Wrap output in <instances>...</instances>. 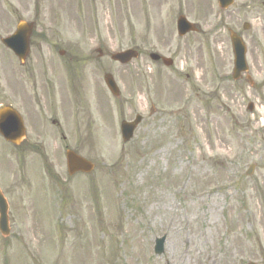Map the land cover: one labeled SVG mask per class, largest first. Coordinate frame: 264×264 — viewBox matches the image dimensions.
Returning a JSON list of instances; mask_svg holds the SVG:
<instances>
[{"label":"rangeland","instance_id":"374dc122","mask_svg":"<svg viewBox=\"0 0 264 264\" xmlns=\"http://www.w3.org/2000/svg\"><path fill=\"white\" fill-rule=\"evenodd\" d=\"M18 1L34 11L33 0ZM68 8L69 72L82 76L88 113L72 107L67 146L94 168L68 176L59 145L48 149L55 160L34 163L32 179L9 191L0 264H264V0L224 10L215 0H70ZM180 13L201 31L179 37ZM229 30L247 46L238 81ZM133 47L129 63L110 59ZM137 114L142 121L123 142L119 123ZM45 168L59 175L48 178ZM21 198L33 203L19 210Z\"/></svg>","mask_w":264,"mask_h":264},{"label":"flooded vegetation","instance_id":"af4514ba","mask_svg":"<svg viewBox=\"0 0 264 264\" xmlns=\"http://www.w3.org/2000/svg\"><path fill=\"white\" fill-rule=\"evenodd\" d=\"M13 1L20 3L0 0V108H6V134L0 133V192L7 201L9 191L36 174L34 163L55 160L48 151L51 146L68 148L72 107L84 106L88 113L86 102L81 104L82 76L77 69L73 78L69 72L68 29L61 27V21L66 24L70 0H33L31 14ZM20 21H24V35L15 39L14 51L3 39L15 32ZM8 165L15 170L8 171ZM42 175L52 178L59 173L45 168ZM8 178L11 182L6 187ZM28 201L33 203V198L19 199V210Z\"/></svg>","mask_w":264,"mask_h":264},{"label":"water","instance_id":"95a60500","mask_svg":"<svg viewBox=\"0 0 264 264\" xmlns=\"http://www.w3.org/2000/svg\"><path fill=\"white\" fill-rule=\"evenodd\" d=\"M218 4L221 8H225L228 5L232 3L233 0H217ZM176 27H177V33L179 35L185 34L187 31L195 30V27L186 20L184 16H179L176 21ZM247 25L244 24V28H246ZM24 34L23 32V24H19L17 26V31L14 34L13 37L10 39L5 40V43L12 48L13 50L16 49L15 40L14 38L21 37ZM230 40L232 44V50L234 55V69H233V78L237 79L239 78L241 72H244L247 70V64L245 60V46L241 40L240 37H238L235 33L231 32L230 34ZM137 52L133 49H128L122 52H118L111 55V59L119 61L121 63L128 62L131 58L136 57ZM150 58L153 60H158L160 58L159 55L155 53L150 54ZM165 65L171 64V60L167 58H162ZM104 81L109 88V90L114 94H118L117 86L110 74L104 75ZM251 108V105H250ZM3 117V109L0 110V118ZM141 120L140 116H136L135 119L132 122H126L122 121L120 124V130H121V136L123 141H127L131 138L133 134V130L136 127V125ZM0 131L3 133V123H0ZM66 165L67 170L69 173H73L75 171H84L89 172L92 170L93 165L86 159L80 157L79 155L75 154L71 150L66 151ZM253 169V166L250 165L248 170L246 171L247 174H251ZM7 205L3 199V197L0 194V231L3 234H6L8 232L7 227ZM163 241L164 236L161 238H158L155 240V246H154V252L157 255H160L163 251Z\"/></svg>","mask_w":264,"mask_h":264}]
</instances>
